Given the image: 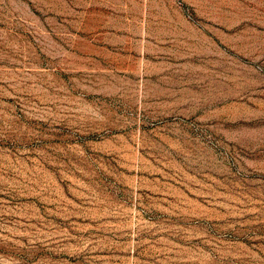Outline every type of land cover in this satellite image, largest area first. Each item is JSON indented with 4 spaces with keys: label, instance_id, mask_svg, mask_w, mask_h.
Returning <instances> with one entry per match:
<instances>
[{
    "label": "rangeland",
    "instance_id": "374dc122",
    "mask_svg": "<svg viewBox=\"0 0 264 264\" xmlns=\"http://www.w3.org/2000/svg\"><path fill=\"white\" fill-rule=\"evenodd\" d=\"M0 264H264V0H0Z\"/></svg>",
    "mask_w": 264,
    "mask_h": 264
}]
</instances>
